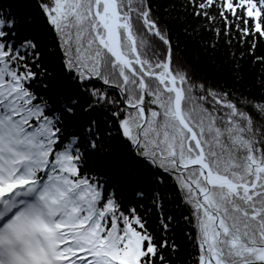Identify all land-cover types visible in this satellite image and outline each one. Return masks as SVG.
<instances>
[{
	"label": "snow or ice",
	"instance_id": "snow-or-ice-1",
	"mask_svg": "<svg viewBox=\"0 0 264 264\" xmlns=\"http://www.w3.org/2000/svg\"><path fill=\"white\" fill-rule=\"evenodd\" d=\"M32 7L43 46L0 0V264H176L166 212L189 226L190 264H264V0ZM181 25L214 53L223 43L217 69L188 58ZM245 56L261 69L247 86ZM143 179L141 214L124 197L144 201Z\"/></svg>",
	"mask_w": 264,
	"mask_h": 264
},
{
	"label": "trees",
	"instance_id": "trees-1",
	"mask_svg": "<svg viewBox=\"0 0 264 264\" xmlns=\"http://www.w3.org/2000/svg\"><path fill=\"white\" fill-rule=\"evenodd\" d=\"M35 0H12L13 8L17 11L21 19L31 15L32 16V23L28 25V27L32 30V34L41 33L39 36V40L41 45L43 46L46 42V35L43 33V28L41 25L40 18L36 15L34 8L32 5L34 4ZM178 42L183 47L186 52L187 56L190 60L194 63L198 64L199 67L206 69L207 71L211 72L219 67L220 58L223 56V43H221V52L214 53L211 49H206L204 46L203 40H201V36H204V33H199L198 35L192 34L191 30H187V34L185 28L181 25L176 28ZM233 51H237L241 48V45L237 44L236 41H233ZM264 53V43H260L256 50V55H261ZM237 54L238 51H237ZM215 61V65L213 64ZM44 63L48 66V71L52 73L51 83L54 86L60 88L61 91H67L70 88V85L65 83V77L63 75L61 66L58 62V57L56 56H48L46 57ZM242 65V75L244 77L243 84L245 86L251 85L255 82V80L260 75V66L258 64H254L252 62V58L250 56H245L243 60L240 61ZM99 117L100 119H104L99 113H93V116L90 118ZM117 153L119 152V146L117 144H113L111 146ZM98 158H93L89 160V164H93L94 160ZM137 191H144L145 192V200L144 201H137L135 197L132 196L130 193L127 194L124 198L131 199L135 201L133 206H136L138 210L141 211L143 214V210L140 209V204L143 203L144 209L150 207L151 201V193L155 191V186L151 185L148 179H143L141 182V187L137 188ZM174 205L165 204V207H173ZM187 214V213H185ZM165 215H174L175 219L173 221V225L179 221L178 227H173V230L168 234L171 238L169 243L171 244L174 240L178 245V252L172 253L171 248L165 253V255L172 256L175 260L176 264H190L191 257L189 253L191 252V246L188 243L187 236L185 233L189 232V226L186 225L179 217L178 212H166ZM149 224L151 227H156L158 223V218L155 216V209L152 210L151 213L148 215Z\"/></svg>",
	"mask_w": 264,
	"mask_h": 264
}]
</instances>
